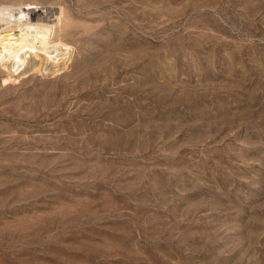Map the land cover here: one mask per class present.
Instances as JSON below:
<instances>
[{
  "label": "rangeland",
  "instance_id": "374dc122",
  "mask_svg": "<svg viewBox=\"0 0 264 264\" xmlns=\"http://www.w3.org/2000/svg\"><path fill=\"white\" fill-rule=\"evenodd\" d=\"M13 8L59 49L0 62V264H264V0Z\"/></svg>",
  "mask_w": 264,
  "mask_h": 264
},
{
  "label": "bare ground",
  "instance_id": "6f19581e",
  "mask_svg": "<svg viewBox=\"0 0 264 264\" xmlns=\"http://www.w3.org/2000/svg\"><path fill=\"white\" fill-rule=\"evenodd\" d=\"M9 10L8 19H3L6 20L8 26L14 25V28H10L9 30L11 31L0 35V62L13 61L21 56L22 53L26 59L31 57V55L38 56V53L49 55L50 57L52 53L54 54L53 56L56 55L59 48L48 50L47 44L44 43L45 39L48 38V34L52 33L54 24L34 23L31 19L26 18V10L21 8ZM33 68L37 69V65L32 64L30 69Z\"/></svg>",
  "mask_w": 264,
  "mask_h": 264
}]
</instances>
